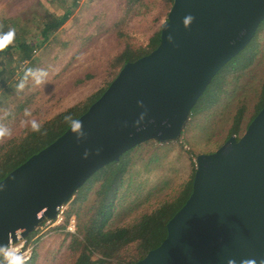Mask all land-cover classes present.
Returning a JSON list of instances; mask_svg holds the SVG:
<instances>
[{
  "label": "water",
  "instance_id": "water-1",
  "mask_svg": "<svg viewBox=\"0 0 264 264\" xmlns=\"http://www.w3.org/2000/svg\"><path fill=\"white\" fill-rule=\"evenodd\" d=\"M187 15L194 20L186 28ZM263 19L264 0H172L158 46L127 62L78 117L86 137L77 141L68 128L0 180V245L27 238L46 218L55 219L87 180L133 147L180 139L193 104ZM245 259L264 260V104L239 138L196 156L192 188L168 221L166 237L135 264Z\"/></svg>",
  "mask_w": 264,
  "mask_h": 264
},
{
  "label": "rangeland",
  "instance_id": "rangeland-1",
  "mask_svg": "<svg viewBox=\"0 0 264 264\" xmlns=\"http://www.w3.org/2000/svg\"><path fill=\"white\" fill-rule=\"evenodd\" d=\"M168 5L169 0H77L76 3L74 0H0V32L15 30L14 36L26 38L31 45L37 44L38 26L49 14L59 17L68 7L73 9L66 22L34 51L33 58L22 60L15 51L7 54L4 63L8 68L15 67L17 73L7 82L6 90L0 89V118L11 113L10 120L4 119L1 124L19 133L23 127L31 125L32 120L43 122L98 94L119 70L111 66L113 58L128 45L145 47L165 20L171 8ZM263 21L247 46L213 76L193 107L204 96L219 93L215 87L220 85L221 70L238 60L241 54L244 56V50L256 39ZM247 58V65L232 69L227 82L222 84L220 93L225 89L229 99L227 110L222 109L223 99L205 106L189 119L180 139L137 145L119 161H114L125 163L126 168L107 192L106 200L111 207L106 211H112L107 228L129 224L154 211L163 201L173 200L191 178L198 154L214 151L232 136L240 137L264 86V33L242 63ZM29 68L44 70L47 76L39 85L28 77L23 90H18L17 85ZM20 102L28 105L26 111L30 115H25ZM240 108V132L227 137L234 114ZM105 168L98 170L76 194L82 192L86 196L78 204L82 211L87 213L88 210L87 217L94 213L91 207L105 179L109 176L113 179L118 173L113 170L105 175ZM72 217L76 220L75 232L67 231ZM78 222V217L71 215L66 224L48 233L42 234L39 229L31 232L27 238L35 245V260L30 264H73L76 253L70 244L78 231Z\"/></svg>",
  "mask_w": 264,
  "mask_h": 264
},
{
  "label": "trees",
  "instance_id": "trees-1",
  "mask_svg": "<svg viewBox=\"0 0 264 264\" xmlns=\"http://www.w3.org/2000/svg\"><path fill=\"white\" fill-rule=\"evenodd\" d=\"M74 2L76 3L77 0H74ZM171 2L172 0H169L168 8H170ZM72 10V7H68L59 17L49 14L46 20L38 26L40 33L37 36L39 39L37 44L31 45L26 38L14 36L13 40L0 51V89H5L7 82L11 81L12 77L17 73L15 67L8 68L6 63H4L7 54L11 51H15L20 53L22 60H30L33 58L34 51L48 40L55 30H58L66 22ZM259 29L260 31L256 39L251 43V46L249 45V48L244 50V56L241 54L238 60L232 64H227L221 70L220 85L215 87V89L219 90V93L214 94L213 92L208 96H204L198 104L194 107L192 106L189 114L190 118H193V116L198 114L203 108L205 109V106L208 107L222 99L225 101L224 105H222V109H228L229 99L226 90L223 89L222 94L220 93L222 84L227 82L226 77L229 72L233 71L232 69L239 65H241V67L247 65L246 63L249 58H247L244 63H242V61L258 44L262 33H264V21L261 23ZM0 34L4 33L0 32ZM160 40L161 30L158 29L145 47L141 46L135 48L129 45L126 46L113 58L111 66L114 68L118 67L120 70L127 62L134 61L141 56L150 54L153 49L158 46ZM119 70L115 72L113 79L116 77ZM110 82L98 94L90 96L85 101L77 102L50 119L39 122L41 124L40 132L32 131L31 125H28L23 127L22 131L19 133L11 131L10 136L0 138V180L25 162L30 156L39 152L63 135L69 128L68 123L65 121V117L72 116L74 119H78V117L88 109L89 105L104 93ZM263 104L264 86L260 92L258 102L253 108L251 118L246 123V127ZM19 106L24 108V111H26L28 107L25 102H20ZM241 113V108L236 110L233 125L227 137L238 135L240 132ZM10 116L11 113H7L6 116L1 117L0 124L4 119L9 121ZM121 163V161L120 163L112 162L105 166L107 167V169H104V171L106 170L105 175L113 170L118 173H115L113 179L110 178V176L107 177L105 183L98 189L97 193L99 196H97L94 206L91 207L94 213L90 214V216L87 217L88 210H86L87 213L82 211V206L79 205L80 201L86 198L84 193L81 192L71 202H68L69 208L65 212L66 220H68L71 215H76L79 220L78 231L76 234H73L70 244V248L76 253V259L73 264H135L144 259L151 250L155 249L164 240L167 235L168 221L183 205L184 200L187 198L192 188L193 174L173 200L163 201L154 211L142 215L129 224L107 228L106 224L109 217L112 215V211H106V208L108 209L111 207V205L107 203L106 196L113 187L115 180H118L119 177L123 175L126 164L124 163L123 165ZM94 182L95 180L93 183ZM34 260L35 252L30 262L26 264L34 263ZM0 261H3V254L0 255Z\"/></svg>",
  "mask_w": 264,
  "mask_h": 264
},
{
  "label": "clouds",
  "instance_id": "clouds-1",
  "mask_svg": "<svg viewBox=\"0 0 264 264\" xmlns=\"http://www.w3.org/2000/svg\"><path fill=\"white\" fill-rule=\"evenodd\" d=\"M194 20V17L192 15H187L183 19V24L187 28L191 25L192 21ZM166 26V25H165ZM15 30H9L7 33L0 34V51H2L14 38ZM169 41L172 42V36L169 35L168 37ZM47 76V73L44 70H33L31 68L27 69L24 74V79L17 85L18 90H23L25 87V81L28 79V77H32V79L35 81L37 85L44 82L45 77ZM141 107H143V101L137 102ZM25 115H30L26 111ZM146 115V112H142L140 114L139 119L135 122L137 126V131L141 130V124L140 121L144 120V117ZM65 121L68 123L70 130L75 134L77 141H79L82 138H85L87 133L83 129V123L81 120L74 119L72 116H66ZM150 123L154 121H149ZM164 123H167L165 121ZM31 130L34 132H40L41 131V124L35 120L31 121ZM11 131L6 126L0 124V138L10 136ZM101 149H96V154L99 155ZM84 158L87 159L89 156V152L86 150L84 152ZM4 185L0 184V190H3ZM69 231H74L72 227H69ZM11 234V233H10ZM20 230H15V236L17 239L20 238ZM0 253H3V261H0V264H26V257L24 254H22L17 247H12L9 245H0ZM229 264H235V261L230 260ZM241 264H257V262L254 259H245L241 261ZM260 264H264V260L260 261Z\"/></svg>",
  "mask_w": 264,
  "mask_h": 264
},
{
  "label": "built area",
  "instance_id": "built-area-1",
  "mask_svg": "<svg viewBox=\"0 0 264 264\" xmlns=\"http://www.w3.org/2000/svg\"><path fill=\"white\" fill-rule=\"evenodd\" d=\"M65 209L66 207L60 208L55 219L46 218L39 227L40 233L42 234L48 233V230H51V229H54L55 227L66 224L67 220H66V215H65ZM69 227H72L74 229V231H71V232L76 231V220L74 217H72L69 220L67 231H69L68 230ZM40 233L39 235H42ZM11 246L19 248L20 252L25 255L26 262L32 259L34 252H35V245L33 244V241L30 240L29 238H20L18 242L11 244Z\"/></svg>",
  "mask_w": 264,
  "mask_h": 264
},
{
  "label": "flooded vegetation",
  "instance_id": "flooded-vegetation-1",
  "mask_svg": "<svg viewBox=\"0 0 264 264\" xmlns=\"http://www.w3.org/2000/svg\"><path fill=\"white\" fill-rule=\"evenodd\" d=\"M236 138H238V137H236Z\"/></svg>",
  "mask_w": 264,
  "mask_h": 264
}]
</instances>
